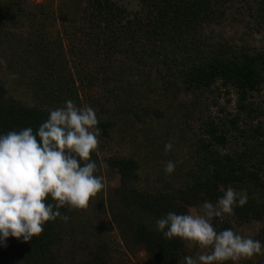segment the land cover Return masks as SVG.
<instances>
[{
	"label": "trees",
	"instance_id": "obj_1",
	"mask_svg": "<svg viewBox=\"0 0 264 264\" xmlns=\"http://www.w3.org/2000/svg\"><path fill=\"white\" fill-rule=\"evenodd\" d=\"M234 26L243 29L226 36ZM0 60V135L35 131L69 99L95 109L100 138L119 123L145 133L124 155L102 160L118 187L86 211L61 209L69 220L48 222L29 242L9 237L0 264H119L116 254L137 250L145 254L140 264H177L194 250L165 239L156 220L215 204L228 186L247 203L213 226L237 232L258 223L252 238L264 245V109L251 101L264 89V0H0ZM151 76L158 84L150 92ZM222 92L233 93L237 113L219 122L207 115L213 107L224 114ZM161 131L174 141L155 139ZM168 142L175 171L154 189L142 184L154 163L144 153L159 156Z\"/></svg>",
	"mask_w": 264,
	"mask_h": 264
},
{
	"label": "clouds",
	"instance_id": "obj_2",
	"mask_svg": "<svg viewBox=\"0 0 264 264\" xmlns=\"http://www.w3.org/2000/svg\"><path fill=\"white\" fill-rule=\"evenodd\" d=\"M0 64L6 67L5 61ZM98 124L93 107L69 99L64 106L49 109L35 131L25 127L0 135V244L6 245L9 237L29 242L48 222L57 218L67 222L69 216L61 209H89L105 186L92 159L100 147ZM172 147L166 143L165 152ZM175 167L169 160L164 171L172 174ZM247 200L245 193L228 186L215 204L205 200L198 211L188 212V207L187 214L169 212L156 220V227L165 239L178 238L186 247L200 250L177 264H238L264 255V245L231 228L217 231L213 218L234 216V209Z\"/></svg>",
	"mask_w": 264,
	"mask_h": 264
},
{
	"label": "rangeland",
	"instance_id": "obj_3",
	"mask_svg": "<svg viewBox=\"0 0 264 264\" xmlns=\"http://www.w3.org/2000/svg\"><path fill=\"white\" fill-rule=\"evenodd\" d=\"M35 2H39L40 0H33ZM132 5H134L133 1H130ZM243 28L240 26H234L233 28H225L224 32L226 34V36H230L233 34V31H241ZM248 40L249 43L254 46V47H258L260 46V37L258 35H250L248 36ZM247 40V37L245 38ZM247 40V41H248ZM152 73H150V75L153 76V73L155 71L154 67L152 66ZM159 69V68H158ZM151 76V80H149V87H150V92L153 91V89L155 87H157V82L156 79H152ZM139 78H141V75L139 74ZM156 78V77H155ZM135 80V76L133 78ZM155 82V83H154ZM221 93V92H220ZM253 103H256L259 105V108L264 109V89H262L257 95H255L254 97H252L251 100ZM218 102V107H222L224 110V114H220L218 113V111L216 110L215 107L210 108L208 110V115L210 118H214L215 121H217L219 119V122L222 120L221 117L222 116H226V119H232L234 117V115H236L237 113V109L235 107V96L233 95V93H229L228 95H225L224 92H222V94H220V98H218L217 100ZM264 120V115L262 116V118ZM244 121L240 122L238 124V126L244 127L247 126V119H243ZM189 123L190 126L192 128L193 131H195L196 133L200 134L199 130H198V123L195 120L194 117H190L189 118ZM140 134L143 135V137H140V141L141 139H145V133L143 130H138V132H136L134 129L130 128L128 124L126 123H119L116 127H114L112 129V133L110 134V137L108 139H103L99 137L100 140V146H102L99 151L96 154V157L99 161V170L100 173L97 175H102L104 177V189L102 190V192L99 195H103L104 197H106V195L108 194L109 190L111 188H115L118 187V178L117 175L114 173H111L109 167L105 166L102 162L103 159L111 157L112 155L116 154V153H120V155H124L125 151L124 149H126V147H131V142L130 139L134 138L135 135ZM200 136V135H199ZM170 138L172 141H174V139L172 138V136L169 135H165L163 131H161V138L159 137V135H155V139H168ZM148 139H150V133L148 136ZM163 143H160L158 145H162ZM139 149L138 146H136L134 149H132L133 152L136 153V150ZM172 152V150H170ZM147 155V157L151 158L152 156V160L154 161L153 163V167L151 166L150 168L145 167V169L147 168L148 170L145 171V176L140 179V182L142 184H144L145 182L148 183V185L151 186V188L154 189V187H157L158 185L161 186V184L163 183L164 179H167L168 174L165 173L164 168L166 165V160L168 158H170V156L167 157V152L163 153L162 151H159V156L155 155L153 153V151L150 152V154L144 153ZM143 154V155H144ZM142 156V155H141ZM162 158V159H161ZM155 173L154 176H151L149 173ZM144 173V172H143ZM236 190V189H235ZM238 193H240L241 191L236 190ZM98 195V196H99ZM201 205H199L198 207H191L189 208L192 209L194 212L198 211ZM188 210V212H189ZM228 216H223L220 218H216V220L220 221L221 219H225ZM259 228V224L258 223H254V224H250V225H240L236 227V231L237 233L241 234L244 237H253L254 233L258 230ZM112 240V238H111ZM189 248V247H188ZM189 249H193L194 250V254L196 255L200 250L198 248H189ZM120 250L123 251L120 247ZM123 253V252H121ZM120 254H116L115 256V261L116 263L119 264H140L145 257V254L140 251L137 250L133 255H127V257H120ZM124 255V254H123ZM126 256V255H124ZM256 260H261L264 261V255L262 256H254L251 260H242L239 261L238 264H250L255 262ZM259 263V264H263ZM232 264V262L230 263Z\"/></svg>",
	"mask_w": 264,
	"mask_h": 264
},
{
	"label": "crops",
	"instance_id": "obj_4",
	"mask_svg": "<svg viewBox=\"0 0 264 264\" xmlns=\"http://www.w3.org/2000/svg\"><path fill=\"white\" fill-rule=\"evenodd\" d=\"M188 210H189V208H188Z\"/></svg>",
	"mask_w": 264,
	"mask_h": 264
}]
</instances>
